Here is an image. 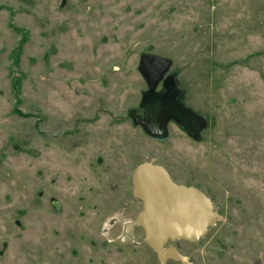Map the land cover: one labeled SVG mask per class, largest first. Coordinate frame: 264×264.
I'll use <instances>...</instances> for the list:
<instances>
[{
  "label": "rangeland",
  "instance_id": "rangeland-1",
  "mask_svg": "<svg viewBox=\"0 0 264 264\" xmlns=\"http://www.w3.org/2000/svg\"><path fill=\"white\" fill-rule=\"evenodd\" d=\"M144 55L171 61L199 137L170 124L158 141L129 118ZM142 163L221 217L171 246L264 264V0H0V264H160L141 228L117 243L143 209Z\"/></svg>",
  "mask_w": 264,
  "mask_h": 264
},
{
  "label": "water",
  "instance_id": "water-1",
  "mask_svg": "<svg viewBox=\"0 0 264 264\" xmlns=\"http://www.w3.org/2000/svg\"><path fill=\"white\" fill-rule=\"evenodd\" d=\"M171 67V61L156 55L141 58L139 72L149 87L148 94H153L165 80ZM179 91L183 95L182 105L162 102L154 104L143 118L131 110L129 118L135 126L158 141L169 139L171 122L188 131L181 116L189 110L185 108L184 92ZM144 102L145 99L142 105ZM132 180L133 197L142 203L143 209L136 220L126 226L123 240L131 243L133 230L141 227L145 243L157 255L160 264H166L170 259L181 264H193L190 257L169 244L177 241L195 244L208 235L221 218L211 200L195 187L176 184L165 168L152 163L138 165Z\"/></svg>",
  "mask_w": 264,
  "mask_h": 264
},
{
  "label": "flooded vegetation",
  "instance_id": "flooded-vegetation-1",
  "mask_svg": "<svg viewBox=\"0 0 264 264\" xmlns=\"http://www.w3.org/2000/svg\"><path fill=\"white\" fill-rule=\"evenodd\" d=\"M147 87H148V85H147ZM148 93H149V87L147 88V91L145 93H143V95H142V99H141V102H140V105H139V109L138 110H135L136 113H137V115L139 117H141V118H143L145 115H147L149 113V110L151 109V107L154 104H162V102H163L165 104H171V105H174V106L182 105V101H183V95H182V93L178 90L177 85L174 82V80L170 79L167 76L165 77V80L162 81L156 87V89L153 92V94H148ZM144 99H145V102L142 105ZM185 108H187L186 105H185ZM128 115H129V113H128ZM181 121L187 125V130L188 131H185L184 129H182L180 126H178L174 122H171L170 124L176 125L177 127H179V129H181L185 134H187L191 138H197V137H199L201 135V133L204 131V127H205L204 122L201 119H199L198 117H196L194 115V113H192L190 110L187 113H185V115L181 116ZM132 182H133V180H132ZM132 196H133V191H132ZM126 226L124 227L123 234H122V236L120 237V239L118 240L117 243L127 244L126 243V240L125 241L123 240ZM136 228H141V227H136ZM134 230H133V232H134ZM144 235H145V233H144ZM131 237H132V240H133V233H132V236ZM169 246H171V245L169 244Z\"/></svg>",
  "mask_w": 264,
  "mask_h": 264
},
{
  "label": "trees",
  "instance_id": "trees-1",
  "mask_svg": "<svg viewBox=\"0 0 264 264\" xmlns=\"http://www.w3.org/2000/svg\"><path fill=\"white\" fill-rule=\"evenodd\" d=\"M15 90H19L17 85L15 86ZM16 113H17V112H16Z\"/></svg>",
  "mask_w": 264,
  "mask_h": 264
}]
</instances>
